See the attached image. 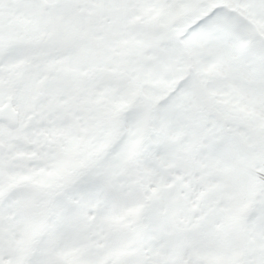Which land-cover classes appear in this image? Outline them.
<instances>
[{"label": "snow or ice", "instance_id": "6c2138e0", "mask_svg": "<svg viewBox=\"0 0 264 264\" xmlns=\"http://www.w3.org/2000/svg\"><path fill=\"white\" fill-rule=\"evenodd\" d=\"M0 264H264V0H0Z\"/></svg>", "mask_w": 264, "mask_h": 264}]
</instances>
